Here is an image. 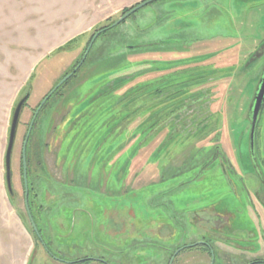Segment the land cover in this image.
Instances as JSON below:
<instances>
[{
  "label": "rangeland",
  "instance_id": "obj_1",
  "mask_svg": "<svg viewBox=\"0 0 264 264\" xmlns=\"http://www.w3.org/2000/svg\"><path fill=\"white\" fill-rule=\"evenodd\" d=\"M130 2L0 0V264L47 259L26 211L23 143L97 32L29 135L28 200L44 239L67 258L118 248L127 263L162 264L203 240L194 218L211 211L228 220L222 241H210L214 264L264 261V108L252 148L248 119L264 68V0H157L111 27ZM27 93L11 196L5 152ZM176 261L209 257L196 248Z\"/></svg>",
  "mask_w": 264,
  "mask_h": 264
},
{
  "label": "flooded vegetation",
  "instance_id": "obj_2",
  "mask_svg": "<svg viewBox=\"0 0 264 264\" xmlns=\"http://www.w3.org/2000/svg\"><path fill=\"white\" fill-rule=\"evenodd\" d=\"M263 74H264V68L262 70L261 77L263 76ZM261 77H260V79H261ZM48 95H47V97H45L43 99V101H44L47 98L45 103L50 98V97H48ZM45 103L43 104V106L45 105ZM43 106L41 107V109L43 108ZM263 108H264V102L262 104V109L260 112H262ZM41 109H40V111H41ZM39 112H38V114H39ZM250 114H251V112H249V118L248 119L250 121V129H251ZM257 123H258V121H257ZM256 126H257V124H256ZM255 130H256V128H255ZM28 131H29V129H28ZM28 131H27V133H28ZM28 141H29V138H28ZM28 141H27V144H28ZM26 149H27V146H26ZM26 167H27V157H26ZM26 176H27V198H26V194H25V185H24V181H23V177H22L23 189H24V194H25V206L27 203L29 213L27 211V207H26V211H27L29 221H30V217H31L34 221L35 226H36L37 233L35 232V230L33 229L32 225H31L33 233L37 237L38 246H39L40 250L43 252V255L45 254L47 257V259H45L46 260L45 263H42V264H131L129 262L128 263L126 262L128 260V258H130V254L122 252V251L118 250V248H115V250L112 249L113 252L115 253L113 256H115V257L91 256L90 254H87V252H85V253L84 252H81V253L78 252V254L75 252V254H74L75 257L67 258L66 256H64L65 253L59 254L58 251H56L55 246L52 245L51 242L46 241L44 239L43 229L40 227V225L39 226L37 225V223H38L37 214L34 215L32 213V211L30 210V205H29V200H28L29 196H30V187H29V181H28V178H29L28 167H27V175ZM194 222L195 223L199 222V225L200 224L202 225V227L200 228V231L203 234V236L201 237L203 240L197 241L196 243H193L190 245L184 244V245H180V246L176 247V249H174L171 253H169L168 256H164L162 258V264H170V263L176 264L177 263L176 260H177L178 256H180L181 253H183L184 251H188L190 249H196V248H199L204 253V255H207L209 257V264H214L216 259H217V262H219V259L217 258L216 251L211 246L210 241H213V242L216 240L222 241L220 238V235H219V233H220L219 231H221L223 229V227L227 224L228 220L223 218L222 214H216L215 212L208 211L203 217L195 216ZM30 224H31V222H30ZM115 234H119V233L117 232ZM122 235H124V233L121 232L120 236H122ZM112 237L116 238L117 236L112 235ZM79 254H81V256L77 257L76 255H79ZM242 255L243 254L239 255L240 257H238V258L241 259V257H243L244 259L247 258V260H248V262L243 263V264H264V261L258 260V259H253L252 261H249L250 257L258 256V254L250 255V256H242ZM231 258L233 259L234 257H231ZM235 259L236 260H232V261H235V263H237L238 262L237 257ZM132 264H135V263H132ZM150 264H155V262L150 263Z\"/></svg>",
  "mask_w": 264,
  "mask_h": 264
},
{
  "label": "water",
  "instance_id": "obj_3",
  "mask_svg": "<svg viewBox=\"0 0 264 264\" xmlns=\"http://www.w3.org/2000/svg\"><path fill=\"white\" fill-rule=\"evenodd\" d=\"M154 1H157V0H146V1H143V2H141L139 4H137L130 11H128L127 13L122 15L111 27H116L120 23L124 22L128 17L133 15L135 12H137L141 8L145 7L146 5H148L149 3L154 2ZM98 35H99V33L97 32L94 35V37L92 38V40H91V42H90V44L88 46V49H87L86 53L84 54L82 60L80 61L79 65L70 74L66 75L60 82H58V84L49 93L48 97H50L58 88H60L64 83H66V81H68L74 75V73L78 70L80 65L84 62V60L86 58V55H87V52L92 47V44L94 43V41L96 40ZM28 98H29V93H27L18 102L17 106L14 109V112H13V115H12V119H11L10 129H9L7 148H6V152H5V182H6V187H7L8 193L11 196L13 195V191H12V187H11V171H10L11 154H12V150H13V146H14V141H15V136H16V129H17L19 118H20L21 109H22V106L24 105V103L27 101ZM46 99L40 104L38 109L35 111L33 120L31 121L30 126H29V131H28V133H27V135L25 137L24 143H23V148H22V176H23V181H24V185H25L26 198H27V176H26L27 175V167H26V146H27V141H28V138H29L30 131L32 129L34 120H35L36 116L38 115V112L40 111L41 107L45 103ZM263 102H264V74H263V76L261 77V79L259 81V84H258V86L256 88V93H255V95L253 97V100H252V103H251V106H250V112H251V114H250V119H251L250 142H251V148H252V145H253V138H254V132H255L256 124H257V121H258V117H259L260 111L262 109ZM26 207H27V203H26ZM27 211L29 213L28 207H27ZM30 222H31V225H32L33 229L37 233L36 226H35L34 221H33V219L31 217H30Z\"/></svg>",
  "mask_w": 264,
  "mask_h": 264
},
{
  "label": "crops",
  "instance_id": "obj_4",
  "mask_svg": "<svg viewBox=\"0 0 264 264\" xmlns=\"http://www.w3.org/2000/svg\"><path fill=\"white\" fill-rule=\"evenodd\" d=\"M116 1H121V4L124 3V2H126V1H127V3L130 2V0H116ZM143 1H146V0H132V2H130L129 5L132 6L134 4H139V3L143 2ZM137 263L139 264L138 261H137Z\"/></svg>",
  "mask_w": 264,
  "mask_h": 264
},
{
  "label": "trees",
  "instance_id": "obj_5",
  "mask_svg": "<svg viewBox=\"0 0 264 264\" xmlns=\"http://www.w3.org/2000/svg\"><path fill=\"white\" fill-rule=\"evenodd\" d=\"M132 8H133V7H132ZM132 8L127 9V10H125L124 12L126 13V12L130 11ZM91 39H92V38H91ZM68 74H69V73H68ZM68 74H67V75H68ZM65 76H66V75H65ZM65 76H64V77H65ZM64 77H63V78H64ZM63 78H62V79H63ZM62 79H61V80H62Z\"/></svg>",
  "mask_w": 264,
  "mask_h": 264
}]
</instances>
